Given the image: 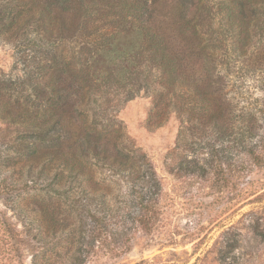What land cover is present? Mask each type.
Instances as JSON below:
<instances>
[{"label":"trees","instance_id":"1","mask_svg":"<svg viewBox=\"0 0 264 264\" xmlns=\"http://www.w3.org/2000/svg\"><path fill=\"white\" fill-rule=\"evenodd\" d=\"M0 37L23 70L0 78V121L14 131L0 134V264L59 231L96 232L119 214L125 225L124 179L152 196L159 180L118 118L142 92L149 128L180 118L177 147L252 134L224 77L252 52L264 81V0H0ZM208 159L180 166L206 174Z\"/></svg>","mask_w":264,"mask_h":264},{"label":"rangeland","instance_id":"2","mask_svg":"<svg viewBox=\"0 0 264 264\" xmlns=\"http://www.w3.org/2000/svg\"><path fill=\"white\" fill-rule=\"evenodd\" d=\"M259 61L249 52L224 77L227 97L252 134L213 137L212 150L210 145L202 150L198 143L194 149L177 147L182 124L176 113L162 126L149 128V93L121 105L118 118L128 141L147 156L159 180L152 196L139 198L142 182L124 179L115 193L128 201L125 225L119 214L96 232L90 230L94 226L82 234L71 228L47 236L43 244L31 240L15 264H35V258L38 264H264V81ZM21 74L12 44L0 37V78ZM5 130L0 121V134L14 135L13 129ZM187 139L197 137L188 133ZM196 156L202 162L213 158L208 173L181 168L183 160ZM9 217L22 228L17 213L9 210ZM77 225L75 220L70 226Z\"/></svg>","mask_w":264,"mask_h":264}]
</instances>
